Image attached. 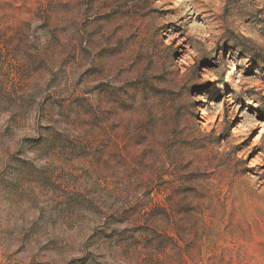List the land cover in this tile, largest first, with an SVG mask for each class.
Returning <instances> with one entry per match:
<instances>
[{
  "label": "rangeland",
  "instance_id": "1",
  "mask_svg": "<svg viewBox=\"0 0 264 264\" xmlns=\"http://www.w3.org/2000/svg\"><path fill=\"white\" fill-rule=\"evenodd\" d=\"M0 264H264V0H0Z\"/></svg>",
  "mask_w": 264,
  "mask_h": 264
}]
</instances>
